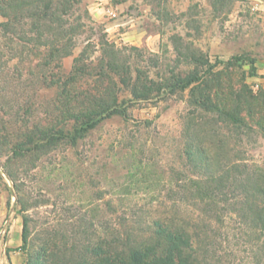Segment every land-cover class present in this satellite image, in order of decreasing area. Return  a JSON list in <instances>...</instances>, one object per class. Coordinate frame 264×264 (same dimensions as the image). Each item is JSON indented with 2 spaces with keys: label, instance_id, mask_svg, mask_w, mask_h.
Returning <instances> with one entry per match:
<instances>
[{
  "label": "rangeland",
  "instance_id": "rangeland-1",
  "mask_svg": "<svg viewBox=\"0 0 264 264\" xmlns=\"http://www.w3.org/2000/svg\"><path fill=\"white\" fill-rule=\"evenodd\" d=\"M43 8L0 6V24ZM62 18L70 41L55 58L45 21L0 27V264H40L50 236L67 253L63 240L140 231L157 217L191 221L205 264H264V230L245 223L264 130L198 109V83L166 88L206 74L208 61L220 83L264 92V0H74ZM76 65L80 88L119 108L80 135L64 85Z\"/></svg>",
  "mask_w": 264,
  "mask_h": 264
},
{
  "label": "trees",
  "instance_id": "trees-1",
  "mask_svg": "<svg viewBox=\"0 0 264 264\" xmlns=\"http://www.w3.org/2000/svg\"><path fill=\"white\" fill-rule=\"evenodd\" d=\"M39 2H43L44 5L41 11L26 9V12L18 16L14 15L12 19L8 14L6 15L7 21L1 23L0 27L5 31L13 29V26L18 25L25 16L28 19L36 18L45 21L44 25L48 31L45 37L48 45L47 55L55 58L62 54L67 42L70 41L66 35L69 30L64 28L65 20L62 17L69 14L74 0H63L64 6L59 0H0V6L1 9L17 10ZM61 7L63 8L60 9ZM41 26L43 24H37V22L31 24L32 30H36L37 33ZM37 35L43 36L41 33ZM63 54H67L66 50ZM206 63V74L194 73L186 80L168 84L166 88L172 91L176 88L184 90L189 85L198 83L203 88L199 91V100L195 104L198 109L213 114L218 119L217 121L228 122L240 130H251L252 123L264 130V92H253L245 83L234 88L230 77L222 84L219 82L221 72L215 70L216 64H210L208 61ZM230 63V59L222 62L226 66ZM250 63V74L253 75L255 66H252L253 61ZM74 70L73 74L66 78L64 85L65 94L73 103L74 110L80 109L72 113L76 124L74 130L80 135L104 117L119 112V108L114 99L103 98L93 89L80 88L82 84L77 74L82 70L79 65H76ZM226 72L231 73L230 70ZM205 75H209V79L213 80L212 83L204 78ZM143 88L145 92L149 89L146 86ZM144 95L140 94L137 97ZM85 106L88 110H84ZM54 137L55 135L46 138L52 141ZM201 153L204 155L203 152ZM214 159V156L207 154L202 160L210 164ZM252 178L251 185L247 188L250 193L247 209L254 216L245 223L254 229L259 227L264 230V172H257ZM193 188L198 194L207 195L208 187L194 186ZM25 232L26 223L24 221L22 229L24 244L27 242ZM202 237L203 235L194 230L191 221L178 224L173 218L157 217L151 219L140 231L129 228L124 233L115 232L109 236L104 232L95 234L94 237L84 232L83 239L77 241L76 244L63 240L61 241L63 244H60L67 249V253L59 250L60 245L54 236L47 237L42 243L40 264H205L199 248Z\"/></svg>",
  "mask_w": 264,
  "mask_h": 264
}]
</instances>
